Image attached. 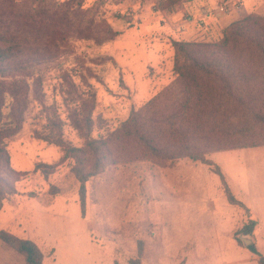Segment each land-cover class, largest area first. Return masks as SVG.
Masks as SVG:
<instances>
[{
  "label": "rangeland",
  "instance_id": "374dc122",
  "mask_svg": "<svg viewBox=\"0 0 264 264\" xmlns=\"http://www.w3.org/2000/svg\"><path fill=\"white\" fill-rule=\"evenodd\" d=\"M251 15L264 18V0H0V47L40 61L28 78L22 127L4 140L14 171L5 179L16 193L3 202L0 229L35 242L44 264H126L138 256L142 264H258L238 241L245 213L227 202L215 173L188 159H155L117 133L132 110L180 109L169 89L177 83L175 41H220ZM91 139L108 150L86 183L83 210L78 162L65 151L84 149L88 171ZM232 145L214 143L208 158L264 222V146ZM39 163L52 172L35 170ZM53 187L62 195L50 196ZM258 228L252 237L263 254ZM0 264L26 262L0 241Z\"/></svg>",
  "mask_w": 264,
  "mask_h": 264
},
{
  "label": "trees",
  "instance_id": "16d2710c",
  "mask_svg": "<svg viewBox=\"0 0 264 264\" xmlns=\"http://www.w3.org/2000/svg\"><path fill=\"white\" fill-rule=\"evenodd\" d=\"M173 46L177 83L169 89L181 99L180 109L168 115H156L157 105L132 110L117 131L118 136L138 143L155 159L171 164L188 159L207 166L219 177L227 202L245 213L241 234L253 235L259 219L232 191L221 166L208 155L214 143L234 144L231 149L264 146V18L251 15L233 23L217 42L175 41ZM39 65V60L27 57L20 48L0 47V211L4 200L16 193L5 179V175L14 171L4 140L22 127L30 103L28 78ZM35 82H39L35 94L41 96L39 77ZM180 82L183 86H179ZM87 118L89 120V116ZM75 126L83 131L80 121ZM219 135L225 137L221 139ZM43 138L59 145L63 143L53 135ZM86 150L92 163L88 171L85 170L84 149L65 151L66 157L71 156L78 162L76 173L83 210L86 183L104 166L108 147L105 141L91 139L87 141ZM52 167L39 163L35 170L49 175ZM60 194L62 192L55 187L49 191L53 197ZM0 241L21 255L26 264H44L43 253L32 240L0 229ZM247 248L257 257L258 264H264V255L255 243ZM126 264H142L141 258L130 259Z\"/></svg>",
  "mask_w": 264,
  "mask_h": 264
},
{
  "label": "crops",
  "instance_id": "0c3cea01",
  "mask_svg": "<svg viewBox=\"0 0 264 264\" xmlns=\"http://www.w3.org/2000/svg\"><path fill=\"white\" fill-rule=\"evenodd\" d=\"M260 204L261 205H264V202L262 203L261 201H260ZM252 209H253V211L255 212V214H256V216L258 217V219H259V228H258V230L261 232V234H262V236L264 237V222H263V220H262V216L260 215V214H258V212L255 210V208L252 206L251 207ZM260 215V216H259ZM255 241V240H254ZM262 253H263V255H264V251H262ZM254 260H256L255 259V256H254ZM257 261V260H256Z\"/></svg>",
  "mask_w": 264,
  "mask_h": 264
},
{
  "label": "water",
  "instance_id": "95a60500",
  "mask_svg": "<svg viewBox=\"0 0 264 264\" xmlns=\"http://www.w3.org/2000/svg\"><path fill=\"white\" fill-rule=\"evenodd\" d=\"M239 239H241V241L243 242V244L248 247L249 245L254 243V239L252 237V235H243L241 234L239 236Z\"/></svg>",
  "mask_w": 264,
  "mask_h": 264
}]
</instances>
